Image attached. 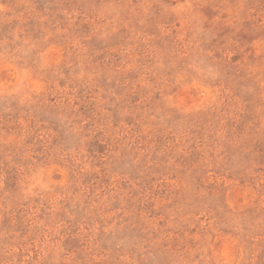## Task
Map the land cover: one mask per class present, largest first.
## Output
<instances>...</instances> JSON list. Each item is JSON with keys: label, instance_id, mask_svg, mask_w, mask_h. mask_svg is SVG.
Returning a JSON list of instances; mask_svg holds the SVG:
<instances>
[{"label": "rangeland", "instance_id": "obj_1", "mask_svg": "<svg viewBox=\"0 0 264 264\" xmlns=\"http://www.w3.org/2000/svg\"><path fill=\"white\" fill-rule=\"evenodd\" d=\"M0 264H264V0H0Z\"/></svg>", "mask_w": 264, "mask_h": 264}]
</instances>
